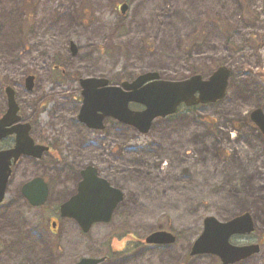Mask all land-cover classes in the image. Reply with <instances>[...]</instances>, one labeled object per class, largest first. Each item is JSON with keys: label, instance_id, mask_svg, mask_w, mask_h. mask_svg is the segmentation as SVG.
<instances>
[{"label": "rangeland", "instance_id": "rangeland-1", "mask_svg": "<svg viewBox=\"0 0 264 264\" xmlns=\"http://www.w3.org/2000/svg\"><path fill=\"white\" fill-rule=\"evenodd\" d=\"M121 4L127 6L124 13L119 12ZM39 26L54 27L45 36L49 55L44 68L53 58L60 62L57 47L70 38L87 40L86 54L91 46L99 51L87 55L90 59L79 54L84 59L66 72L70 76L36 71L34 90L39 92L30 98L32 109L36 106L31 112L45 131L48 124L66 126L54 118L62 108L74 113L69 110L77 103L78 79L86 78V71L112 85L149 72L163 80L195 73L206 79L219 66L230 75L219 101L180 107L153 120L146 133L105 119L98 159L124 195L109 230L105 225L82 243L73 245L70 239L63 245L49 230L54 212L18 202L24 211L21 219L31 223L21 222V231L13 235L15 228L6 223L16 220L12 201L20 198L5 196L0 205V264H75L81 256L99 257L108 254L106 233L116 228L143 236L158 225L172 227L179 231L183 248L208 216L225 221L248 212L257 231L264 229V135L249 120L254 110L264 115V82L257 75L264 67V0H0V91L3 84L18 90L24 85V73L32 71L31 59L37 55L23 57L22 40L29 48L27 34ZM81 26L85 33H79ZM64 132L68 137L69 126ZM154 259L152 264L159 261Z\"/></svg>", "mask_w": 264, "mask_h": 264}, {"label": "flooded vegetation", "instance_id": "flooded-vegetation-1", "mask_svg": "<svg viewBox=\"0 0 264 264\" xmlns=\"http://www.w3.org/2000/svg\"><path fill=\"white\" fill-rule=\"evenodd\" d=\"M83 12H88V9L86 8ZM83 23H85V21H83ZM52 28L54 27L48 26L46 29H43L39 26L35 28V31L28 32L26 40L28 41L27 43L30 44V47L27 49H25L24 40H22L23 48L21 54L23 57L32 58L33 55H37L36 59H31V65L33 64L32 71H25L24 73V85L20 86L19 90L16 89V86L10 87L7 84L1 85L0 119L10 109L11 102L14 103L17 109L16 116L18 119L15 120L13 124L6 127V129H11V131L4 138L0 139V151H10L15 148L17 138V132L15 130H18V125H22V129L26 128L27 135L33 143L29 145L26 151L21 153L16 160H10V175L7 182L5 196H9L12 200H15V195L19 196V201H12L16 213L21 208L18 202H23L33 210H40V208L43 207L47 212L48 210L50 213L54 212L55 214L49 220L50 233L59 237L64 236L65 243H68V240L71 239L72 244L74 245L75 243L76 245L86 241L90 236H94V232H99V230L102 231V229L105 228V225H110L107 230L112 227L114 224V212L119 203L123 201L124 195L122 194L121 199L116 204L111 217L107 222L94 223L89 226L86 231H84L81 227L82 225L73 218L61 217L60 206L79 193V187L80 185H83L81 183H84V185L93 189L97 184L99 185V182L105 183L111 188H116L106 173L107 169L105 168L104 163L102 161L100 162L98 159V156H100L99 152H101V148L104 145L102 135L104 122L105 119H112L113 121L124 124V126L132 127L134 129L135 127L123 123L119 119L111 116L104 117L101 122H97L96 117L99 115L100 111H96L95 116L93 114L94 118L91 120L81 119L80 114L84 104L83 92L85 88L80 84L82 79L79 78V98L74 107L69 110L70 112H74V115L67 113L66 108H62L60 110V117L58 119L54 118V120H59L57 122L59 125L63 122L66 126L56 129L55 126L48 124L46 127L47 131H45L43 124L38 119V115L31 112V110H36V106L34 105L35 107L33 106L34 109H32L30 98H35L34 94L39 92V90H34L35 80L38 75L36 71H44L49 77L57 71H60L61 75H65L67 71L75 69V62H77L76 64H79L78 60L83 61L84 58L80 57L79 54H83L88 59L89 57L87 55L90 56L93 53H99L95 46H91V48H93L90 50L91 53L86 54L84 44H86L87 40L80 41L70 38L67 42H64L57 47L59 58L62 61L60 60L57 64L55 63L56 59L53 58L52 62L49 63L48 68H44V58L49 55V53H47L49 42L46 41L45 36L47 32L52 30ZM41 29H43L42 33L40 31ZM78 31L82 34L86 31V27L81 26ZM40 33L42 36H40ZM22 38H24L23 34ZM105 41H108V37L105 38ZM260 55H262L260 58L261 63L264 65V44L260 47ZM78 56L80 59H78ZM86 72V78H103L96 76L93 71ZM66 74L70 76V74ZM257 75L261 79L260 81L264 82V67ZM28 77H31V81H29ZM106 80V86L119 87L121 84L112 85L108 79ZM89 89L94 91L100 89V87H98V85H93L90 86ZM19 92L23 93L22 96ZM59 93H61V91H59ZM25 98L27 99L24 100ZM72 100H75V98ZM128 108L133 111L140 109L139 106H136L131 102L128 103ZM27 114H29L28 117ZM249 120L264 135L261 128L252 121L251 116H249ZM57 123L54 122V125L58 127ZM68 126L70 132L69 136L66 137L64 129ZM87 151L91 154L87 153ZM63 155H67V157L62 159ZM32 169H37L38 171L41 170L42 173L34 174L32 173ZM31 180H36L37 183L40 182L42 185H45L47 189L43 205L33 206L31 201L23 194L24 185ZM89 187H86L85 196L79 201L84 202L87 199V191ZM3 202L5 201L3 200ZM8 214L9 213L6 215L8 216ZM53 222L55 223L54 228L51 225ZM8 223L9 224L6 223L7 227L13 228L14 225L11 222ZM141 227H143V225H141ZM117 229L118 228L110 230L106 233V238L108 239L106 240L104 248L107 250L108 254L99 256L102 261L98 264H152L153 260H155L154 258L157 257L159 258V261L156 262V264H202L201 261L206 258L210 259V263L208 264H264V229L257 231L254 221L253 230L251 232L230 235L228 242L229 246L234 249V252L225 258L227 260L226 263L221 260L222 257L217 253H193L194 241L200 236L202 229L186 248H183L182 237H179V231L172 229V227L158 225L153 230H149L143 236L130 232L126 233L128 232L127 230L118 231ZM157 231L171 233L172 240L159 243L145 242L147 236ZM68 236H70V238ZM8 241L5 240V243L8 244ZM237 248L243 249L240 255L238 254ZM122 258L126 259L121 260Z\"/></svg>", "mask_w": 264, "mask_h": 264}, {"label": "water", "instance_id": "water-1", "mask_svg": "<svg viewBox=\"0 0 264 264\" xmlns=\"http://www.w3.org/2000/svg\"><path fill=\"white\" fill-rule=\"evenodd\" d=\"M125 9L126 7L122 6V12ZM228 77L229 70L221 66L208 79H202L200 75L195 74L184 80H161L156 73L149 72L139 75L131 82H122L119 87L106 86L107 80L103 78H85L81 80V85L86 91L83 92L84 104L80 118L91 120L94 118L93 114L95 116V112L100 111L96 117L97 122L111 116L135 126L141 133H146L153 119L174 113L181 103L192 106L221 99L225 94ZM93 85H98L100 89L94 91L89 89ZM129 102H135L144 108L139 111L130 110ZM16 111L14 103L11 102L10 109L0 119V139L10 133L11 129L6 127L18 119ZM251 119L264 132V115L261 110H254ZM17 128L15 148L0 151V202L4 197L10 174V159L16 160L33 143L27 135L26 128L22 129V126ZM81 184L83 185H80L79 193L62 205L61 211L63 216L74 217L86 231L92 223L107 222L110 219L122 194L118 189L111 188L105 183L99 182L94 189L84 183ZM86 187H89L87 199L84 202L79 201L85 196ZM23 193L32 205H38L45 201L47 189L45 185L32 180L24 187ZM252 229V220L248 213L239 214L225 221L208 216L203 220L202 233L193 244V253H217L226 263L225 258L234 252L228 243L229 236L250 232ZM171 240L170 233L157 231L147 236L145 242L159 243ZM242 251L243 249L241 251L238 249V254L240 255ZM101 261V258L82 257L76 264H98Z\"/></svg>", "mask_w": 264, "mask_h": 264}, {"label": "bare ground", "instance_id": "bare-ground-1", "mask_svg": "<svg viewBox=\"0 0 264 264\" xmlns=\"http://www.w3.org/2000/svg\"><path fill=\"white\" fill-rule=\"evenodd\" d=\"M20 210H22L23 211V209H21L20 208ZM24 212V211H23ZM18 216L16 217V220H14V222H13V228H15L14 229V232L12 233L13 235L15 234V233H17V232H20L21 231V229L22 228H20L21 226H23L22 225V223L21 222H24L27 226H29V223L27 224L26 222H30V221H28L26 218H24V217H22V219H21V216H22V214L20 213V212H17L16 213ZM23 223V224H24ZM31 223V222H30ZM65 244V243H64Z\"/></svg>", "mask_w": 264, "mask_h": 264}, {"label": "crops", "instance_id": "crops-1", "mask_svg": "<svg viewBox=\"0 0 264 264\" xmlns=\"http://www.w3.org/2000/svg\"><path fill=\"white\" fill-rule=\"evenodd\" d=\"M63 240V245L65 243V239H64V236L61 237V241ZM66 246V245H65Z\"/></svg>", "mask_w": 264, "mask_h": 264}]
</instances>
